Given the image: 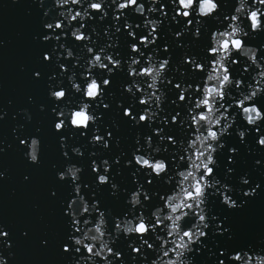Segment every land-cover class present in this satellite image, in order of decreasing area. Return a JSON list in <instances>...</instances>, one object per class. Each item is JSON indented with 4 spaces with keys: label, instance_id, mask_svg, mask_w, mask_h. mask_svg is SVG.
Instances as JSON below:
<instances>
[{
    "label": "clouds",
    "instance_id": "1",
    "mask_svg": "<svg viewBox=\"0 0 264 264\" xmlns=\"http://www.w3.org/2000/svg\"><path fill=\"white\" fill-rule=\"evenodd\" d=\"M44 5L45 0H39L45 30L39 39L51 40L52 45L43 53V59L48 61L54 56L61 75L66 73L71 94L79 95L78 99H65L68 90L61 80L49 86L48 95L54 104L52 112L57 117L53 128L57 131L80 129V136H87L89 144L108 149L112 138L110 129L119 125L113 120L101 132L97 121L103 114L97 109L111 106L114 94L109 91L106 96L105 89L112 74L122 71L128 77L122 84L128 99L127 104L115 100L116 111L119 113L122 109L132 126L139 128L144 122L150 130L137 131L133 138L135 147H129L127 153L120 151L111 160L96 151L88 153L96 182L107 183L112 195L127 192L128 207L123 215H114L91 198L94 193L82 190L89 185L81 182V165L69 162L56 172L58 179L69 180L71 186L64 207V214L69 218L66 240L70 243L60 246L62 253L69 254L67 264H196L195 256L208 247L201 238L207 236L210 226L215 233H230L228 227H220L221 221L208 204L209 197L218 194L220 203L229 209L237 208L245 201L240 200L238 204L234 194L252 197L261 187L258 180L250 183L249 173L244 172L237 178L238 183L250 186L234 188L225 182L231 180L228 174L234 171L232 167L226 166L224 180L214 174V169L218 167L215 154L225 148L223 138L233 131L241 144L248 135L255 134V143L264 147V124L261 123L264 105L257 102L264 96V43L257 46L249 42L256 38L257 32L264 31V0H233L230 12L222 9L221 0H51ZM109 14L112 22L103 25L105 42L100 43L97 24L88 21L102 22ZM130 15L142 19L132 21L128 18ZM207 17L217 24L210 31L204 19ZM169 23L179 26L177 31L168 29L174 40L189 33L198 39L202 30L208 32L206 54H188L189 45L176 40V46L182 51L180 58L173 61L170 42L163 40L160 33L161 26ZM122 28L130 38L127 56L114 51ZM68 37L83 42L78 51L65 42ZM158 37L162 39L159 44ZM3 43L0 40V45ZM69 58L72 68L61 62ZM185 64L187 69L183 67ZM195 73L200 74L195 75L193 82ZM39 75L33 72V76ZM55 76L53 73L50 79ZM19 111L27 114V109ZM5 114L0 112V119ZM90 124L89 135L85 130ZM174 125L184 131L179 138L174 133ZM17 127L23 125L13 127L14 138H17ZM73 135L68 133V137ZM59 139L61 152L68 158L66 137L61 135ZM19 142L27 149L26 159L39 163L40 138L27 136L19 138ZM112 142L119 147L118 137ZM3 151L0 147V152ZM227 151L236 153L238 149L228 146ZM70 152L77 157L83 155L81 146H71ZM98 156L99 160L93 158ZM126 156L130 159H123L124 167L138 166L130 173L135 184L130 191L120 188L110 175L113 165H117L115 174H119L121 158ZM228 160L232 162L231 155ZM253 165L264 167V161L256 159ZM142 170L143 182L138 178ZM153 175L168 186L167 190L159 192L145 187L153 183ZM4 176L0 171V179ZM8 236L5 226L0 225V249L11 248ZM121 236L127 241L123 252L117 246ZM41 244L46 241L41 240ZM208 255L215 257L213 264H226L225 255L233 264H264V237L232 252L226 253L220 248L217 254L209 249ZM13 256L12 251L7 256L0 254V264H9Z\"/></svg>",
    "mask_w": 264,
    "mask_h": 264
},
{
    "label": "water",
    "instance_id": "2",
    "mask_svg": "<svg viewBox=\"0 0 264 264\" xmlns=\"http://www.w3.org/2000/svg\"><path fill=\"white\" fill-rule=\"evenodd\" d=\"M49 3L51 0H45L44 6ZM232 3L233 0H221V7L230 12ZM51 14H55L54 10ZM93 15L98 14L93 13ZM41 16L42 7L39 6V0H0V40L4 41L3 45H0V112H6L4 119H0V141H3L0 147L4 148V151L0 152V171L5 173V176L0 179V225L5 226L9 232L7 238L12 242L11 248L0 249V254L7 256L8 251L14 253V256L9 258V264H67L69 254L62 253L60 246L63 243H70L66 240L69 218L64 214V207L71 193V186L69 180L62 181L56 176V172L62 170L66 163L73 162L83 167L81 182L89 185L88 189H82L85 193H94L91 198L98 200L101 207L110 209L114 215H123L128 207L125 204L127 192H117L116 195H112L107 183L100 185L96 182V173H93L90 168L88 153L96 151L100 153V156L111 160L112 156L120 151L127 153L129 147H135L133 138L137 131L141 133L150 131L146 129L144 122H141L139 128L132 126L131 121L123 116L122 109L119 113L116 111L115 100H123L127 104L128 99L127 93H123L122 88V84L127 82L128 77L127 73L122 71H115L112 74L110 83L105 89L106 96L109 91L114 94L111 106L108 109H97L103 114L101 120L97 121L101 132L104 130V125H111L113 120L119 125L118 128L110 129L112 138L108 149H100L98 146L89 144L87 136H80V129L69 128L57 131L53 128V122L57 117L52 112L54 104L48 95L49 86L61 80L68 90L65 99H78L79 95L71 94L72 90L66 79V73L61 75V70L55 65L54 56H51L48 61L43 59V53L50 50L52 41L44 42L39 39L45 31ZM128 18L132 21L142 19L136 15H130ZM204 19L209 31L217 27L211 17ZM111 22V14L102 22L95 19L88 21L89 24H97L98 31L101 32L98 38L100 43L105 42L103 25H110ZM120 24L122 26L123 20ZM169 28L177 31L179 26L169 23L160 28L163 40L170 42L169 52L173 61L180 58L182 51L181 47L176 46V40L189 45L188 54L197 56L206 54L208 32L202 30L198 39H194L189 33L174 40L169 34ZM59 31L57 29V32ZM117 36L119 37L118 47L114 51L119 52L121 56H127L129 52L127 42L130 39L127 36V30L122 28ZM65 42L69 46H74V51H78L83 43L71 37H68ZM161 42V37H158L157 43ZM249 42L257 46L264 43V31L257 32L256 38ZM61 62L72 68L71 58L62 59ZM183 67L187 69L188 65L185 64ZM72 70L79 71V69ZM33 72H39L40 75L35 77ZM53 73H56V76L50 79ZM199 74H194L193 82L195 75ZM176 75L178 78V74ZM257 102L264 105V96L259 97ZM165 107L175 108L173 105H165ZM21 109H27V114L19 111ZM237 123L243 126L242 121L238 120ZM261 123L264 124V121ZM19 125L23 127H17V138H14L12 129ZM173 130L177 138L184 134L183 129H177L175 125ZM85 131L91 134V124ZM69 132H73L74 135L68 137ZM33 135L41 140L39 163H31L26 159L24 152L27 149L19 142V138ZM61 135L66 137V144L69 146L65 149L69 153L68 158L61 152L59 139ZM117 137L119 147L112 142ZM223 139L226 146L215 154L218 167L214 169V174L224 180L226 166L232 167L234 171L228 174L231 180L225 182L232 184L234 188L249 187L250 185H240L237 179L244 172H248L251 177L250 183L258 180L261 187L252 197H244L242 193L234 194L233 198L238 204L240 200L245 201L237 208L229 209L220 203L218 194L209 197L208 204L221 221L220 227L222 229L228 227L230 233H215L210 226L206 230L207 236L201 238L208 247L195 256L196 264H213L215 257L208 255L209 249L217 254L220 248L225 249L226 253L232 252L237 248L246 247L249 243L255 244L258 238L264 237V167L253 165L256 159L264 161V147L255 143V134L248 135L244 144L240 143L234 131L232 135L225 136ZM71 146H81L83 155L77 157L72 154ZM228 146L236 147L238 151L228 153ZM162 155L166 156L164 153ZM229 155L232 156V162L228 160ZM93 158L99 160L100 157ZM125 158L130 159V156L121 158L119 174H115L117 165H113L110 175L114 176L120 188L130 191L135 188L130 173L134 167L138 166L124 167L123 159ZM25 176L28 178L25 179ZM138 178L141 182L144 181L143 170L138 174ZM152 180L153 183L145 184V187L159 192L167 190L168 186L163 184L162 180L157 181L154 175ZM61 201L65 203L62 204ZM109 223L111 224L110 219ZM214 223L215 221L212 222ZM229 235H231L230 239ZM41 240H45L46 244L42 245ZM117 246L122 252L127 246L123 236L117 241ZM148 254L151 255L150 250ZM224 259L226 264H233L232 261H228L227 255Z\"/></svg>",
    "mask_w": 264,
    "mask_h": 264
},
{
    "label": "snow or ice",
    "instance_id": "3",
    "mask_svg": "<svg viewBox=\"0 0 264 264\" xmlns=\"http://www.w3.org/2000/svg\"><path fill=\"white\" fill-rule=\"evenodd\" d=\"M59 127V126H58Z\"/></svg>",
    "mask_w": 264,
    "mask_h": 264
}]
</instances>
